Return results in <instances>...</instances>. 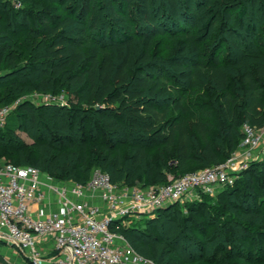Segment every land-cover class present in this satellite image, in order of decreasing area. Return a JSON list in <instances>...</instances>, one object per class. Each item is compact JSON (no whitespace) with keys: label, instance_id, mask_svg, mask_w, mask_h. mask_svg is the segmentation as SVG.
<instances>
[{"label":"trees","instance_id":"obj_1","mask_svg":"<svg viewBox=\"0 0 264 264\" xmlns=\"http://www.w3.org/2000/svg\"><path fill=\"white\" fill-rule=\"evenodd\" d=\"M20 1L18 9L0 1V105L34 89L55 94L64 89L76 101L72 106L28 100L16 105L11 112L19 117L16 128L32 142L26 144L13 127H0V154L9 162L34 165L60 181L84 183L91 168L99 166L122 185H161L170 181L166 173L177 178L225 161L238 147L243 122L264 123V55L249 41L254 27L243 23L242 4L220 17L216 0H165L170 22L163 27L174 31L179 26L184 40L181 57L169 55L168 68L157 59L153 37L139 35L142 27L128 15L129 0H123L125 9L107 0L104 23L97 21L93 0H64L71 3L66 12L39 10L31 28L33 0ZM135 8L146 23L162 28L153 22V0H138ZM19 14L20 23L9 19ZM192 18L199 24L196 29ZM224 23L231 26L229 44L240 53L239 92L232 90L230 68L222 62V41L211 53L200 45ZM261 159L239 172L248 174L245 179L213 195L215 204L223 202L219 213L228 209L237 216L213 218L217 231L212 237L186 236L189 219L174 204L144 217L145 229L133 224L112 229L158 264H234L230 257L245 264L261 262L264 246L256 252L242 241L256 236L253 227L264 229Z\"/></svg>","mask_w":264,"mask_h":264},{"label":"built area","instance_id":"obj_2","mask_svg":"<svg viewBox=\"0 0 264 264\" xmlns=\"http://www.w3.org/2000/svg\"><path fill=\"white\" fill-rule=\"evenodd\" d=\"M8 1L22 5L20 0ZM20 100L0 105V127ZM42 100L58 102L54 95ZM241 132L238 147L225 161L161 185H119L99 169L85 183L60 181L34 165L2 162L0 241L15 247L30 264H158L112 226L128 225L129 217L153 213L192 192L213 196L219 187L232 185L259 157L256 148L264 139V123L243 122Z\"/></svg>","mask_w":264,"mask_h":264},{"label":"rangeland","instance_id":"obj_3","mask_svg":"<svg viewBox=\"0 0 264 264\" xmlns=\"http://www.w3.org/2000/svg\"><path fill=\"white\" fill-rule=\"evenodd\" d=\"M3 1V0H0ZM107 0H93V7H94V14L98 17L97 21L99 23L105 22V20L108 17V11L105 8ZM116 6H119L120 8L125 9V5L123 3V0H112ZM138 0H129L130 4L127 8L128 15H130L135 21L138 20L139 25L142 27L141 33L139 35H149L152 36L154 41H155V48L157 51V59L164 63L166 67L169 68L167 58L169 55L172 53H175L176 55H180V48L182 47L183 44V37L181 36V32H179L180 28L177 26L174 31L167 30V28H164V24L168 23L169 19L167 17V12H168V7L165 2V0H153V6H154V13H155V19L153 22L157 23H162V28H155V26H151L150 24L146 23L145 19L141 15V13L135 8V4ZM197 4V0H195ZM242 4L246 10L245 15L243 17V23L245 24H252L254 27L253 32L250 34L249 41L250 43L255 46L258 50H260L263 55H264V0H216V11H218L219 16L221 17L223 13L226 11H231L233 8H235L237 5ZM71 5L69 1H64V0H33V6H32V14L33 16L29 19V27L31 28L32 25H35V15L38 13L39 10H44L45 12L53 13L54 15H60L66 12L67 6ZM132 5V6H131ZM15 9H18L19 7H14ZM17 22L23 21L22 17L19 15L17 16H11L9 19H13ZM103 19V20H102ZM8 20V19H6ZM5 21V20H4ZM110 21V20H109ZM195 18L191 19V24H194L193 28L196 29L197 26L199 25L197 22H195ZM170 22V21H169ZM6 23V21L4 22ZM225 24V23H224ZM16 26V24H15ZM23 25L20 24L19 26L16 27L18 30V35H20V32L22 31ZM146 26V28H144ZM14 27V25H13ZM228 27H231L229 23L225 24L220 29V32L214 35H211L209 39H206L205 42H200V45L203 46V49H206L208 53H211V50L213 47H217L219 43L222 41V54H221V59L222 62L227 65L230 68V78H231V83L230 86L233 91L239 92V73H240V68L236 65V59L239 57L240 53L234 50V48L229 44L228 38H227V33ZM169 29V28H168ZM242 35H244L242 33ZM20 38V36H18ZM22 39V38H21ZM217 43V44H216ZM139 51V48H138ZM28 53V52H27ZM25 58V56L23 55ZM24 58H22V63L24 62ZM4 73V71L0 70V75ZM171 75V74H169ZM57 92V91H56ZM46 95H57V101L56 103L64 106H72L75 105L74 102L76 101V96L69 95L67 92L63 89L55 94V92H50V91H41V90H32L29 92H19L14 94V100H20L19 103L23 100H28L34 104H41V103H48L42 100V98ZM17 103V105L19 104ZM16 105L10 110L11 114L8 118V121H6L3 124L4 128L7 127H13L15 128V133L26 143L30 144L32 142V139L24 132L23 130H20L19 128H16L17 126V121L19 117H17L15 114L11 113L12 110ZM215 111V110H214ZM215 121V124L218 125V122L216 119H213ZM244 121V120H243ZM153 149H151L152 151ZM256 151L260 153L258 158H254L252 161L259 160L261 159V162L264 161V139L262 140L261 144L256 148ZM154 152V151H153ZM10 159L6 155L0 154V163L2 162H9ZM99 169L102 171H106L105 169L100 168L99 166H93L91 168V173L90 176L92 175L93 171ZM164 173V172H163ZM163 173L161 175L163 176ZM165 178L167 180H170L172 176L170 174H164ZM248 174H239L237 176V180H243ZM90 176L87 178V180L90 178ZM86 180V181H87ZM85 181V182H86ZM84 182V183H85ZM119 184V183H118ZM133 185L130 186H137V187H143L141 183H131ZM154 184H160V183H154ZM122 185V184H119ZM128 186V185H127ZM223 187H219L218 191L222 189ZM243 190V187L241 188ZM246 195V194H244ZM210 198L204 196L201 193L197 192H192L191 194L185 196L179 201L173 202L171 204H174L173 207L176 209H179L182 215L184 217H187L189 220L186 222V228L184 230V233L186 236L194 239H201L203 236H208L212 237L216 233V229L214 227L213 218L223 220L224 216L227 217V215H233L237 216L236 213L230 211L227 209V211H221L222 213L218 212L219 206L223 202H217L218 204H215L213 202V197L212 195L209 196ZM244 197V196H243ZM247 197V196H246ZM231 199H235L237 203H242V200L236 199V197H232ZM243 206H247V202L242 203ZM205 206V207H204ZM205 208L207 210L206 214H202L200 209ZM217 209V210H215ZM261 209H264V202L261 204ZM155 212L150 213V214H144L140 213L135 216L129 217V224H133L136 226H140L141 228L145 229V225L143 224V220L145 219L144 217L150 218L154 215ZM153 214V215H152ZM241 216V215H240ZM239 216V217H240ZM242 218V217H241ZM242 220V219H241ZM264 228V227H263ZM254 232H256L255 235H250L246 239H243V242H250L252 244L253 250H257V246H264V234H261L260 232L264 233V229H260L259 231L256 230V227H253ZM236 243H242L241 239L240 240H235ZM258 252V251H256ZM221 253L218 252L216 253V257ZM255 253L254 255H256ZM209 255V253H208ZM259 255V254H258ZM5 256V257H4ZM0 255V264H13L9 259L7 255ZM260 258L264 259V253H260L259 255ZM252 259V258H251ZM249 264H264V260L261 262L258 261H252L248 260ZM230 263L234 264H245L243 262H240L236 260L235 258L229 259ZM203 264V263H200Z\"/></svg>","mask_w":264,"mask_h":264},{"label":"crops","instance_id":"obj_4","mask_svg":"<svg viewBox=\"0 0 264 264\" xmlns=\"http://www.w3.org/2000/svg\"><path fill=\"white\" fill-rule=\"evenodd\" d=\"M94 203H100L97 202V200H92ZM52 206V204H51ZM0 255L4 256L7 255L8 259L13 263V264H30L28 261L23 259L20 254L18 253L17 249L15 247L0 241ZM5 257V256H4Z\"/></svg>","mask_w":264,"mask_h":264}]
</instances>
